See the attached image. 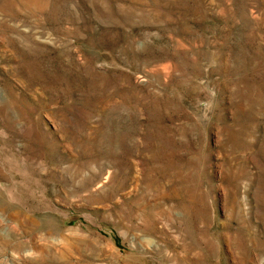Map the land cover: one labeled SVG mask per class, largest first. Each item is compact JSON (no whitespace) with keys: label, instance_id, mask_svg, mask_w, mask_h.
I'll list each match as a JSON object with an SVG mask.
<instances>
[{"label":"rangeland","instance_id":"rangeland-1","mask_svg":"<svg viewBox=\"0 0 264 264\" xmlns=\"http://www.w3.org/2000/svg\"><path fill=\"white\" fill-rule=\"evenodd\" d=\"M0 264H264V0H0Z\"/></svg>","mask_w":264,"mask_h":264},{"label":"bare ground","instance_id":"bare-ground-1","mask_svg":"<svg viewBox=\"0 0 264 264\" xmlns=\"http://www.w3.org/2000/svg\"><path fill=\"white\" fill-rule=\"evenodd\" d=\"M54 231H60V229H55Z\"/></svg>","mask_w":264,"mask_h":264}]
</instances>
